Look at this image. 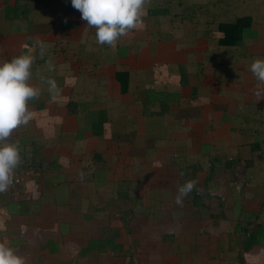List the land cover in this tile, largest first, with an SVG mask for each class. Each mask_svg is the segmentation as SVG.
<instances>
[{"label":"crops","instance_id":"crops-1","mask_svg":"<svg viewBox=\"0 0 264 264\" xmlns=\"http://www.w3.org/2000/svg\"><path fill=\"white\" fill-rule=\"evenodd\" d=\"M80 17L0 0V62L31 51L42 89L7 141L34 173L0 195V238L26 264H264V0H151L114 46Z\"/></svg>","mask_w":264,"mask_h":264},{"label":"clouds","instance_id":"clouds-1","mask_svg":"<svg viewBox=\"0 0 264 264\" xmlns=\"http://www.w3.org/2000/svg\"><path fill=\"white\" fill-rule=\"evenodd\" d=\"M151 0H71V5L81 14L89 28L95 29L97 43L114 46L120 37L142 23L146 6ZM40 57L43 58L47 45L36 41ZM35 56L31 51L14 55L0 62V192H5L13 182L14 170L22 162L20 147L16 142H7L13 131L27 125L32 118L29 100L38 99L42 89L32 82V66ZM47 71L53 72L54 65L49 59ZM249 71L257 84L253 89L255 100L264 99V58H254ZM40 83L46 84L50 95L58 94L54 78L40 76ZM195 187L194 181H186L177 188L175 202L182 204ZM0 230L6 231L3 222ZM0 264H26V257L9 246L6 238H0Z\"/></svg>","mask_w":264,"mask_h":264},{"label":"built area","instance_id":"built-area-1","mask_svg":"<svg viewBox=\"0 0 264 264\" xmlns=\"http://www.w3.org/2000/svg\"><path fill=\"white\" fill-rule=\"evenodd\" d=\"M34 173L32 169L25 168V169H15L13 174V182L11 186L8 188L5 192H0V195L8 194L12 189L16 188L17 186H20L24 182V178L26 175Z\"/></svg>","mask_w":264,"mask_h":264},{"label":"trees","instance_id":"trees-1","mask_svg":"<svg viewBox=\"0 0 264 264\" xmlns=\"http://www.w3.org/2000/svg\"><path fill=\"white\" fill-rule=\"evenodd\" d=\"M235 24V23H234ZM234 24H231L230 23V25H232V26H234ZM230 25L228 24V25H223V39L222 40H225L226 39V35L228 34V31H227V28H229L230 27Z\"/></svg>","mask_w":264,"mask_h":264}]
</instances>
